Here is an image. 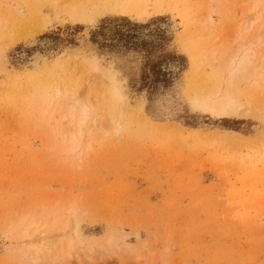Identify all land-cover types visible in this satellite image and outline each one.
I'll return each mask as SVG.
<instances>
[{
  "label": "rangeland",
  "instance_id": "obj_1",
  "mask_svg": "<svg viewBox=\"0 0 264 264\" xmlns=\"http://www.w3.org/2000/svg\"><path fill=\"white\" fill-rule=\"evenodd\" d=\"M119 2L99 5L88 26L60 12L64 0H0V264H264V99L245 82L250 66L228 87L220 64L205 69L213 51L226 61L234 50L252 0L213 3L212 25L207 0ZM34 17L37 33L26 28ZM81 57L116 71L124 97L106 136L84 133L80 157L39 123L38 105L60 79L93 98L98 79ZM220 92L239 114L193 102ZM71 204L83 241L127 234L134 251L62 256L67 235L35 255L18 239L41 210Z\"/></svg>",
  "mask_w": 264,
  "mask_h": 264
},
{
  "label": "bare ground",
  "instance_id": "obj_2",
  "mask_svg": "<svg viewBox=\"0 0 264 264\" xmlns=\"http://www.w3.org/2000/svg\"><path fill=\"white\" fill-rule=\"evenodd\" d=\"M108 1L117 5L116 2L123 0H64V3L60 6V12L66 14L69 20L73 21L75 24H91L95 22L98 6H101V4L104 5ZM217 1L218 0H207L205 20L211 25L214 24L213 14L215 13V9L213 8V3ZM105 10H107L106 7ZM47 19L46 16L43 17V23L45 21L43 27H45L46 22L49 21H47ZM201 23L199 25H203ZM41 25H43L42 21L37 17L34 21H27L26 28H31L32 32L37 33L38 29L41 28ZM238 25L241 34L239 38H234L237 41L235 42L234 40L236 45L226 61H222L221 56H218L217 53L212 50L213 52L208 59L210 64L205 69L207 72H212L213 68L220 64L223 68V83L228 87L237 73L241 72L247 66H250L251 72L245 77V82H247L249 88L257 94L259 99H264V0H252V2L246 6L245 16ZM199 28H201V26H199ZM253 29H256L257 32L256 34L250 35V31ZM81 59L82 57L80 60ZM82 60L91 79L95 77L96 80L98 79V82L94 83L95 90H93L94 92L92 93L94 94L93 98L90 97L91 95L87 90L78 86V80L66 81L67 83L62 84L60 79L57 83L55 82L56 84H53L52 89H50L51 87L49 86L50 88L48 90L46 89V93L40 97V100L38 99V109L40 112L38 118L40 121L39 123L53 127L55 133L57 132L61 137L60 142L62 147L67 149L73 155L80 157L85 153L83 147L84 133L94 128L98 131V138L99 136H106L108 133L103 127L107 124L108 126L106 127L109 128V126L118 123L117 118L121 111L117 113V104L122 102L124 97L122 82L121 79H117L116 71L115 74L111 69L102 67V60L99 57H85ZM202 74L204 76V73ZM206 77L207 76L205 75L204 79L209 83V78ZM75 78H77V75ZM229 92L231 93L230 90ZM193 102L197 107L216 116L239 114L242 110V104H240L236 98L231 95L225 96L222 92L214 97H207L205 95L202 99H200L199 95H196ZM63 208L62 210L53 213H45L41 210L37 216L32 217L30 221L22 226L17 236H19L18 239L23 241L21 242L25 244L29 251H33L35 255L41 253L43 250L50 251L51 247H48L50 244L53 243L54 245L55 243L56 246L57 243H60L63 245V240L67 235H69L68 241L60 250V255L62 256L70 255L75 248H80L85 251L88 250L89 252H97L98 249H102L105 252H111L114 249H123L124 251H130L133 249V247L127 243V234H111L107 236L108 238L105 239V242H102L100 245L96 242L86 243L81 239L79 233L78 226L81 222L76 217L77 209L75 211L72 204L68 207L65 205ZM50 231H56V233Z\"/></svg>",
  "mask_w": 264,
  "mask_h": 264
}]
</instances>
